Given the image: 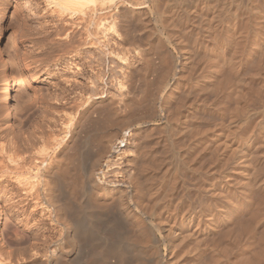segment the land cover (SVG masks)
Segmentation results:
<instances>
[{"label": "bare ground", "instance_id": "6f19581e", "mask_svg": "<svg viewBox=\"0 0 264 264\" xmlns=\"http://www.w3.org/2000/svg\"><path fill=\"white\" fill-rule=\"evenodd\" d=\"M48 1H50L54 5V7H56L59 11L61 12L64 11L63 13H65V11H74L75 13H80L83 15L85 14V12L86 13L88 12V9L92 11H96L95 7L97 0H48ZM134 4L136 6L135 5L133 6H135L136 9H142L144 7V6H140L141 3H134ZM154 4L155 5L153 7L152 12H154L155 15H160L159 5H157V3ZM241 9L242 8H240V10ZM213 13L214 14L211 15L209 18L210 22L212 20L214 21V18L217 17L216 13L215 12ZM92 14H89L88 12L87 15L90 16ZM95 14L96 13L94 12V15ZM88 16H87V20L91 18V17L88 18ZM79 17L80 20H83L85 19L86 16L83 18H81V16ZM205 19L208 20L207 17ZM263 19H264V11L262 12V10L259 8V5L252 0L251 5L250 6L248 5L245 11V18H244L245 22L242 25H240L241 23L239 24V22H237L238 23L237 25L233 24L234 27H231L232 25L230 24L231 26L230 25L229 26L231 28L230 27H229L230 29L227 28L224 32L221 33V35L217 39H215L216 40L215 43L211 44V46H208L210 48L206 51L207 54L205 53L206 54V56L204 55L205 58L203 57V59L201 60L197 59L199 62H195V64L194 61H192L193 57L190 60L193 63L189 62L190 59V57L188 56L189 54L187 53V51H185V49L183 50L182 47H180L181 49L178 51L181 53L180 54L181 56H177L175 58V60H178L180 58V61L178 60L179 63L178 61L176 62L169 61L170 58L168 57V55H170L171 53L167 54V52L166 51L164 52L163 49L160 51L157 50L158 53L155 52L158 58L160 59L162 65V66L160 65L161 66L160 68L164 67L166 70L165 71L166 73H164L163 69H162L163 72L162 71L161 72L163 73V75H167V77L162 76L161 79L160 78L158 79L159 81L156 80L158 82L155 85L157 86L155 87V90H153L154 88L149 89V85L151 86L152 83L149 84L150 80H148V82L146 81L147 82L146 85L148 87L146 86L147 89L145 88L144 90L145 92L143 93L144 95L142 96L144 97V103H145L144 105L147 104L146 108L147 106H149L150 109L149 108L148 109L150 110L149 114H151V117L153 115L156 118V121H160V123H158L159 126L161 125H165V127H168V125L174 126L176 125L174 123L179 122V125L181 123H183V125L188 124L189 128L187 125H184V128L179 129L180 131L178 132V130L174 129L175 127L172 128L171 126H169L170 128L169 127L167 128V130L169 131L163 136L162 139H158V138L155 139L157 141L153 139L154 144L152 141H150L152 142L153 146H151L148 142L147 144H149V147H147L146 146L147 144L145 143L146 145L144 146L143 149V147H141L143 144H141L140 147L142 149L140 150H142V153H139L140 154L139 158L136 157V154L138 152L136 153L135 150L136 147L139 148V146H137L139 144L137 141L139 140L136 141V137H135L137 135H135V133L132 131L133 129L131 130L129 129L127 131L126 128L125 129L121 128L122 127L121 125L125 126L126 123H129L128 120L130 118L127 120V115H129V113L128 114L126 113V108H128L129 105L127 106V102H125V100L124 101L122 100L123 102L121 104L124 105V108L121 109L122 107L119 106L118 108L116 106L119 104L118 101L116 102L117 99L112 95V93L104 94L105 92L104 93L102 92V95L99 97L92 98L90 103H88L89 101L87 100L88 102H86L85 105H83V108L85 109V107L87 108L89 107L90 109L96 104V107L97 106L99 108L101 107L104 110V113L106 112L108 113L109 116H113L115 118L114 119L112 117L113 121H115V122L112 121L113 126L115 124L117 126H120L121 130L120 128L116 127V131L114 134L112 135L109 134L106 136L105 134H103L105 137L99 138L96 136L97 134L94 132L97 131L96 129L100 128L101 126V124L99 125L98 124L99 122L97 121L96 122L97 125L95 126L97 128L95 129L93 126L94 131L92 129L91 131H89V132L93 131L95 134L94 133L90 134L88 132V134L86 133L87 135L84 138H82L81 142H78L81 143L80 146H82L85 149L84 150L85 153L83 154L87 153L86 165L85 163L83 164L85 166L82 165L79 158H76L79 156L74 157L73 155L70 154V151H72V149L74 148V147L72 148V145L76 141H78L76 140V136H77L76 129L78 122L75 119L76 115H73V117L70 118L68 122L69 125L67 127V130L66 132H64L65 133L64 137L59 141L57 140L58 142H56L54 146H52L53 148L50 152L51 154H48L43 158L41 157L42 153H39L40 155L39 154L38 155L40 157L37 155L38 157L36 159L29 158V160L33 161L32 163L30 161L32 165H28L31 168L30 169L28 167L30 170L26 168L27 166L26 164H28L26 162L27 161L26 157L24 158L21 157L20 159H18V157H16V154L14 155L16 151L15 149L17 148L13 145L12 141H11L12 143L11 145H13V147L11 145L7 147V144L3 145V142H0V201L3 200L4 204H9L10 206L9 210L11 211L14 210L13 213H15V211H19L18 213H20L19 216L21 217H18L17 216L18 213H16L17 221L22 223L24 228L27 227L28 229L29 228L31 229V231H29L28 234H26V232L23 231L24 232L23 234L25 235V237L23 235L24 237L23 241L26 240L30 242L28 246V250L26 249V251L23 252L21 251V253L18 255V258L15 255L13 256L12 254L13 252L11 251L9 252L6 251L7 253L6 252L4 253V251H2L0 252V264H37V263L59 264L65 255H67L70 251H74L75 249L76 251L77 249H79L78 252L82 250L83 253L84 252L89 253V258H91L92 256L90 255L91 254L90 251L92 250L93 252V249L91 248L90 250V246L95 244L93 243L89 245L91 238L96 237V242L104 240L103 234L105 235V233L106 232L108 233V231L110 230L114 232L116 234L115 235L113 233L114 236L118 238L117 240L118 247H116L115 249L116 255L114 253L115 257L113 258L115 259L116 256H118L116 260L117 261L116 264L124 263L125 261H127L126 260L127 258H130L132 260L131 261L130 259H128L130 260V262H133L132 264L134 263L135 264H176L177 260L180 259L181 256L182 258H184V260H182L180 264H264V217H263L264 213H260L259 217H257L258 212L255 213L256 211H258V209L261 206H263V208L262 207L261 208L262 210H264V201H262L264 200V196H263L264 194L261 196L260 193H257L258 191H255L258 195L260 194L259 195L260 200L257 199L258 196L254 197L255 195L253 196L252 194L253 189L255 190L259 188L260 191H262L261 187H263L264 189V180H263L264 178L259 177L260 179L263 180V182L260 180L261 181L260 184L257 183L259 182L258 181L259 178L257 177L258 167L260 168L261 167L260 165H262L261 162L264 161L262 158H259L260 156L256 152H254V150L258 149L257 151L259 153V149H260V148L254 149L256 141L260 139L259 142L261 141V144L263 143L262 142L263 140L261 139L263 137L262 134H261V138H259L260 135L257 136L254 135V133L256 132L258 133L260 131L263 132L264 125L260 124L261 127L258 128L257 126H259L258 125L259 123L258 124L256 123L257 125H255L254 121L256 120L253 119L254 126L255 128L257 127L256 129L258 130L254 131V133L251 132V134H249L245 139H244L245 136L244 137L242 136L244 140L243 142H241L242 144L239 143V145L237 144L238 142H240L239 140H237V137L239 135L234 132L238 129L240 130V126L242 125L248 126L247 122L250 119L249 117H251L249 116V111L255 108L252 106H254V103H256L257 101L256 99L260 97L258 96L259 94L256 95L257 94L256 85L261 84L259 83L261 82V79L264 80L262 76V74H264L263 73L264 70L262 68L264 67L261 66V64L264 61L263 62L262 60L259 61L258 56L256 58V51H258L257 45L260 40L261 34H264L262 33L264 30ZM204 21L206 22V20ZM83 22L85 21L83 20ZM196 23L198 24V22ZM206 23L209 22L207 21ZM164 24L163 26H165ZM199 26L197 27L199 28ZM208 27L207 29H210V26ZM202 29L203 28L201 27V30ZM204 32H203V36H204ZM218 32L219 31H217V33ZM91 34L88 33L87 37L88 36L92 37ZM153 34L149 36L150 38L147 40L148 48L146 46L147 50H145L142 54V57L147 63L146 70H148L147 73L148 75H151V72L153 71V67L157 65V64L153 65V62L151 60L153 49L157 46V44L160 45V43L163 42L161 41L160 37L158 38V36L157 37L152 36ZM213 36L214 35H212V37ZM5 43L6 42H5L4 34L0 30V45L4 46ZM208 47L206 46V48ZM154 50L156 51V48ZM8 62L10 63L9 65H11L10 66L11 70H9L10 73L6 77L9 85L7 98L8 101L10 102L9 104H11V107L9 106L7 111L10 109L12 110V108L16 107V103L19 98L18 97L19 91L16 83V74L15 71L13 70L11 57H8ZM38 62L41 63V61ZM262 65L264 66V63ZM25 66L27 67L26 63ZM178 68H179L180 76L177 75L179 77L176 79L177 80L180 79L182 75H183L182 77L189 76L187 78L189 79L190 84L189 83L188 84L190 85V88L189 87L188 88L191 89V91L193 89L192 94L194 96L192 95L193 98L190 97L189 98L190 101L189 102L186 101L187 103L184 101L186 99L185 98L183 102L176 101L177 102L175 103L176 105H174L173 103L174 106H170L168 105L167 101L169 99V96H171L172 91L179 90L178 86H181L182 82L186 81V78L183 79L181 77L182 78L180 79L182 80L181 82H176L174 86L170 85L171 83L170 81L171 79H174L173 76L177 74ZM181 73L183 74L181 75ZM169 76L172 77L168 78ZM169 85L171 86L170 92H168L169 91L168 89L170 88ZM182 86L185 87L187 86V84L184 83ZM120 87L122 86H119L117 88ZM188 90H187L188 92L187 96H189ZM262 98L264 99V97ZM171 99L172 98H170L169 100ZM181 99L180 101H182ZM257 102L259 104V101ZM261 103L264 102H262L261 100ZM132 104L135 103H131V105ZM213 108H215V110H218L217 116H219L218 119L220 122L219 126L226 125L224 123H227L230 126H232V130L234 131L232 130H229L230 132L227 131L228 133L232 132V138L229 137L230 134H227L228 137H225L224 135L225 139L224 138L222 139V137L219 138L224 133L223 134L219 133L220 129L219 132L218 130L215 129L216 127H214L215 126L214 121H212L213 122L212 125H214L212 129L208 127V125H210L211 122L210 123L208 122V125L204 127L200 126L199 124L195 125L196 123H198L196 122V120L199 121L197 119L199 113L206 112V110H213ZM256 109H258L257 106ZM129 110L127 112L131 111ZM258 114L260 115L261 113ZM78 116L80 117L79 114ZM81 116H83V114ZM109 118L112 120L111 117ZM152 119L154 120V118ZM208 119L211 118L209 117ZM258 120L259 119H257V121ZM100 122L102 121L100 120ZM215 122L217 121L215 120ZM31 124L32 123H30V125ZM105 125L107 124L105 123ZM179 125L177 127H179ZM219 126L217 124V127ZM252 126L251 128L254 129V127ZM243 128L244 127H242V130H247V128L249 130V127H247L246 129ZM213 129H215L217 132H215V130ZM125 130L126 132L124 133V136L127 133L129 139L127 140V137L126 140L118 139L116 136L117 133L118 132L120 133L121 131H125ZM238 132L239 134L241 133L240 131ZM100 134L98 133V135ZM144 136H146V134ZM150 136L153 137V135ZM96 137L99 138V140ZM138 138L140 137L138 136ZM226 138L229 139L226 140ZM96 139L98 143H96ZM235 139L237 140L236 146L234 144V142L236 141ZM259 142H257L256 144L257 146ZM261 144L259 145L261 146ZM13 149L15 150L14 152ZM262 149H264V147ZM75 150H76V143H75ZM104 153L105 155L106 153H108L109 156H113V157L111 160H109V157L107 156L108 154L106 155L108 157V163L106 164L108 170H106V173H103L104 175L102 179H98V178L96 179V177L94 176L93 168H95L94 166L96 165L99 156L101 154L103 155ZM137 158L139 160H137ZM258 158L262 159L259 166H258L259 164ZM166 162L169 163L167 164V166L168 165L169 166L166 168L164 174L159 176L157 175L156 176L153 175L150 177L147 176L146 178H144L145 180L142 178L144 180L145 186L148 188L147 189L148 192L150 193L147 199L149 198V202L153 205V207H151L152 205L148 206L153 208V210H151V208L143 209L144 206L140 205L141 203H139L140 201L138 199L139 197H137V199L139 200L137 201V199L136 200L134 199L133 194H136V192H143L146 190V188L141 186L143 183L140 182V180H138L139 177L137 179L136 177L137 175L135 173H137L136 171H138L142 175L143 174L147 175L150 172L153 173L157 169L159 171L162 165H164ZM122 164H125L124 169L122 167H121L122 169L120 168ZM181 165L182 167L185 168L187 173L191 174L189 175L190 178H186L185 177L186 175L184 173L183 174L185 176H182L181 173L179 174L177 173L179 166ZM259 170H261L260 173L264 171L261 168ZM230 174L232 175L234 174L235 176H232ZM207 175L211 176V180H206ZM261 175L259 174V176ZM12 185H14V187L11 189ZM15 186L16 189H14ZM230 186L231 187L236 186L239 190L235 187V189L237 190L232 191L234 188L230 190L231 188ZM140 187H143L145 190L141 188L143 191H139ZM165 188H168L167 191L168 193L165 195V193L163 192L165 196L163 195L158 196L159 193ZM176 191H178V194ZM235 191L238 192L236 193ZM250 195H252L253 198L256 199L251 200L252 196ZM261 197L263 198L261 199ZM250 201L251 202L257 201L254 204L258 205L259 202L261 206L254 205L255 207H252L253 205H251L252 203H250ZM261 201L263 202V205ZM248 206L252 207L251 209L258 207V209L257 208L255 209L256 210L255 212H253L254 210L252 211L250 209L252 212L250 211L249 213L250 214L252 213L251 215L254 216H251L247 212L249 211L247 210ZM246 212L251 217H254L252 218V220H250V222L252 221L251 223L250 222L248 223L249 221L248 218H247V222L245 221L246 220L245 216L247 215ZM259 212H264V211H261L260 209ZM37 215H39L40 217L39 219H36ZM260 215H263L262 216L263 218L260 217ZM251 217H249V219H251ZM255 217L257 218L258 223L261 222V224L253 223L254 221L257 222V220H254ZM44 218L46 219L48 218L49 221L52 223V225H54L56 228L58 227L60 231L59 232L60 236H58L59 239H57L58 240L57 243H55L53 246L50 247L48 246V238L45 237V235L42 232L46 230L45 228L43 230V226H42V222H43L42 220ZM152 221H155V223H153ZM95 222L96 223L99 222L101 224L100 227L102 229L101 231L97 230L98 226L97 224L96 225L94 224ZM244 222L248 223L247 228ZM229 224L231 226H228ZM241 224L243 225L245 224L244 227ZM249 224H253L252 227L254 226V228H251V225L249 226ZM93 225L97 226L96 230H94ZM124 226H129L130 228L127 227V229L129 230H127V232L126 230L123 229H122L123 232L119 231V228L121 229ZM232 226L235 227L236 229L237 227L240 228V226H242L240 228L242 229V231L238 228L239 229L238 231H240L241 233L237 231V233H239L238 236L234 235L233 238L230 237L231 235L229 236L230 233L232 234L231 231L229 232V227L231 228ZM257 227H259L258 228L259 230H256ZM155 229L164 232L165 234L163 235L165 236L162 237L161 239L156 237L154 235ZM233 229L234 228H232L231 230ZM18 231H20V229L18 230L17 226H15L12 231V237H9V239H11L12 241L13 239L17 240L18 239L17 236L18 237L20 236V234H18ZM109 233L111 234V232ZM237 233L235 232V234ZM9 239L7 238L8 241L6 245L11 244L12 241H10ZM100 243L101 242L96 244H100ZM111 243H109V245ZM253 245L256 246L255 247L256 249L254 248L251 249L252 248L251 246ZM100 246L101 244L99 245V247ZM108 247L106 245L105 249L103 248L104 249L103 253L102 252L99 253L100 250L97 249L98 251L97 253H99L100 256L104 257L103 254L105 255L109 253ZM7 248H9V246ZM96 248H98L97 245ZM110 249L112 248L110 247ZM148 250L151 251L150 254L147 253ZM178 250H180L181 256L179 254L178 256L176 255V253H178L177 252ZM120 251H125L129 257H126L125 254L124 253L122 254V252L120 253ZM104 259L105 257L103 258V260ZM261 260L263 261V263ZM127 264H131V263L127 262Z\"/></svg>", "mask_w": 264, "mask_h": 264}, {"label": "rangeland", "instance_id": "374dc122", "mask_svg": "<svg viewBox=\"0 0 264 264\" xmlns=\"http://www.w3.org/2000/svg\"><path fill=\"white\" fill-rule=\"evenodd\" d=\"M219 1L222 3H220ZM253 1L259 5V8L263 12L264 11L263 10L264 9L263 8L264 7V0H256V1L253 0ZM48 2L50 3V5ZM134 3H141L140 6H144L143 7L144 9L143 8L142 9H136L135 8L136 5ZM154 3H157V5H159L160 15H155L154 12H152L153 7L155 5ZM216 3H217V5H216ZM251 3H252V0H248V1L247 0H207V2H206V0H197V1L196 0H191V1L190 0H97L96 1V7H95L96 11H92V10L88 9L89 14H92V12H93V14H92L93 17H92V15H90V16L87 15L88 12L87 13L85 12V14L82 15L80 13H75L74 11H65V13H66L65 14V13H63L64 11L63 12L59 11L48 0H0V27H1L0 30L3 32L4 37H5V42H6L4 46L0 45V111H1L0 112L1 113V115H0V137H1L0 142H3V145L7 144V147H8L9 145L12 144L11 143V141H12L13 145L17 148V149H15L16 151L13 149V152L15 151L14 155L16 154V157H18V159H20L21 157L22 158L26 157V159H27L26 162L28 163V164H26L27 165L26 168H28L29 167L28 165H32L31 163L33 162V161L29 160V158L30 159H36L40 155L39 153H42L41 157H43V158L45 156H47L48 154H51L50 152L53 148L52 146H54V144L56 142H58L59 140H61L64 137V135H65L64 132H66V130H67V127L69 125L68 122H69L70 118L73 117V115H76L75 119H76V121L79 122V123L77 122V129H76L77 130L76 140H78V141L75 142L76 143V150H75V143H74L72 145V148L74 147L72 149V151H74V152L70 151V154L73 155L74 157L79 156L76 158L80 159L82 165L84 163L86 165L87 153L83 154V153H85V151H84L85 149L82 146H80L81 143H78V142H81L82 138H84L88 134V132L91 131V129L93 130V126L95 129L97 128V127H95L97 125L96 122L98 121L99 122L98 124L99 125L101 124V126H100V128L96 129L97 131H94V130L93 131L97 134L96 136L99 138L105 137L106 135H109V134L112 135L115 133L116 127L120 128V126H117L115 123L114 124L116 126L114 125L115 126L114 127L113 126V122H115V121H113L114 117L109 116L108 113H106V112L104 113V110L101 107H100L101 109L98 106L96 107V104L93 107H91L90 109H89V107L88 108L85 107L86 110L83 108V105H85L86 102L89 101L88 103H90L92 98L99 97L102 95V92L103 93L105 92L104 94H111L112 93V95L117 99L116 102L117 101L119 102V104L117 103L118 105H116L117 107L119 106V107H122L121 109H123L124 105L121 103L124 100H125V102H127V106L129 105L128 108L131 111L128 108H126V113L127 114L129 113V115L126 114L127 120L130 118L128 120L129 123L125 122L127 126L121 125L122 126L121 128L122 129L126 128L127 131L129 129L130 130L133 129L132 131L135 133V135H137V136H135V135L134 136L136 137V141L139 140L137 142L140 145L138 144L137 146H139V148L136 147L137 149L135 148V150H136V153L138 152L136 154V157L139 158L140 157L139 153H142V150H140V149H142L141 147H143V149H144V146L148 142L151 146H153V144H154L153 139L154 140L157 138L162 139L163 136L169 131V130H167V128L169 126H171L172 128L175 127L174 129L178 130V132L180 131L179 129L184 128V125L188 126V124L183 125V123H181L182 125L180 124L181 125V127H180L179 122L174 123V124H176L174 126L173 125H168V127H165V125L159 126L158 123H160V121H156V118L153 115L151 117V114H149V111H150L149 106H147V108H146L147 104L144 105L145 104L144 103V97H142V96L144 95L143 93L145 92L144 91L145 88L147 89V87H148L146 85L148 80H150L149 84L152 83L151 86L149 85V89L154 88L153 90H155V87H157L155 85L159 81L158 79L159 78L161 79L162 76L167 77V75H163V73H162L163 70H164V73H166L165 68L164 67L160 68L162 65H161L160 59L156 55V53H158L157 50L160 51L163 49V51L164 52L166 51L167 54L171 53L170 55H168V57L170 58L169 61L176 62L178 60L180 61V58L178 60H175V58L177 56H181L180 55L181 53L178 51L181 49L180 47H182V49L183 50L185 49V51H187V53L189 54L188 55L190 57L189 62L194 61V64H195V62H199L198 60L203 59V57L205 58V56L207 54L206 51L210 48L208 46H211V44L215 43V41H216L215 39H217L221 35L222 32H224L231 25H232L231 27H234L235 24L236 25L238 24L237 22H239V24L241 23L240 25H242L245 22V20H244L245 11L247 9V6L248 5L250 6ZM212 4H214V5H212ZM133 5H135V6H133ZM243 5H245V6H243ZM207 6H209V7H207ZM260 6H262V7H260ZM206 7L208 10L206 9ZM243 7L245 10L243 9ZM240 8H242V9L240 10ZM52 9H54V10H52ZM55 10H57V11H55ZM233 11H234V13H233ZM58 12H60V13H58ZM67 12H68V14H67ZM94 12L96 13L95 15H94ZM213 12H215L217 15V17L214 18V21L211 19L214 23L212 21L211 22L209 21L210 16L214 14ZM61 13H62V15H61ZM228 13L230 14V16ZM76 14L78 17L76 16ZM79 16H81V18L86 16L85 19H83L85 22H83V20H80ZM87 16H88V18L91 17L92 20L90 18V19H88L89 20L88 21ZM94 16H95V18H94ZM182 17H184V18H182ZM206 17L208 18V20L205 19ZM223 17L225 19H227L228 21L225 20ZM233 17H235V18H233ZM216 18H219V19H216ZM95 19H96V21H95ZM238 19H239V21H238ZM185 20H186V22H185ZM204 20H206V22L208 21L209 23H206ZM92 21H93V23H92ZM173 21H175V22H173ZM225 21H226V23H225ZM240 21H242V22H240ZM196 22H198L199 25L202 24V25H200L203 28L202 30H201V27ZM227 22H228V24H227ZM153 23H155V24H153ZM159 23H161V24H159ZM84 24H86L88 26L91 24L90 25L91 27L90 26L88 27ZM163 24L165 26H163ZM84 26H86V27H84ZM188 26H189V28H188ZM197 26H199V28ZM208 26H210V29H207ZM213 27H216V28H213ZM263 28H264V25H263ZM53 31H54V33H53ZM87 31L90 34L92 32L91 35L93 38L89 37V36L87 37V34H88ZM217 31H219L218 32L219 34L217 33ZM93 32H95V33H93ZM182 32H183V34H182ZM203 32H204V36H203ZM197 33H198V36H197ZM262 33H264V30ZM151 34H153L152 36H156V37L158 36V38L160 37L161 41H163V42H161L160 45H158V44H157V46L155 45L156 51L154 50L155 48L153 49L151 60L153 62V65H156V64L157 65L155 67H153V71L151 72V75H148L147 74L148 70H146L147 69V63L144 60V58L142 57V54L148 48V41L147 40L150 38L149 36H151ZM45 35H46V37H45ZM182 35H183V37H182ZM212 35H214V36L212 37ZM215 35H216V37H215ZM146 37H148V38H146ZM206 38H207V40H206ZM210 39L212 42L210 41ZM67 42H69V43H67ZM94 43H95V45H94ZM190 44L191 45L193 44V45L191 46ZM263 45H264V34H261L260 40H259L258 45H257V47L258 48L260 47V48L259 49L257 48V50L259 52L256 51V58L258 56L259 57L258 60L259 61L262 60V62L264 61L263 60L264 59V46ZM146 46H147V48H146ZM203 46L205 48L207 46L208 48L205 49ZM204 50H205V52H204ZM23 54H26V55H23ZM37 54H39V55H37ZM200 54H201V56L202 55L203 56L201 57ZM172 56H174V57H172ZM8 57H11V59H12L13 70L15 71V74H16V83H17V88L19 91L18 92L19 98H18V101L16 103V107L12 108V110L10 109L7 111L8 107L9 106L11 107V104H9L10 102L8 101V98H7L9 85H8V80L6 79V77L10 73L9 70H11V68H10L11 65H9L10 63L8 62ZM36 57H37V59H36ZM191 58H192V61H190ZM25 59H27V60H25ZM23 60H25L26 62ZM29 61H30V63H29ZM38 61H41V63ZM179 61H178V63H179ZM25 63L27 65V67L29 66L28 68L25 66ZM28 63L30 65L31 64L32 65L30 66ZM262 64H261V66L264 67ZM75 67H77V68H75ZM262 69L264 70V68H262ZM182 74L183 73H181V75ZM177 75L180 76L179 68L177 70V74L173 76L174 79H171V81H170L171 86H174L176 84V82H181L182 80H180V79H182V78L183 79L186 78V81H188V82H186V81L182 82V85L185 83V84H187V86L184 87L181 85V86H178L179 88L177 87L179 90H175V91L173 90L172 91L171 96H173V97L169 96V99L170 98H172V99L169 100L167 98L168 99L167 103L170 106L176 105L175 103H177V102H183V100L185 98L186 99L184 101L189 102L190 101L189 98L190 97L193 98V96H194L192 94L193 89H192V91H191V89H189L190 83H189V79L187 78L189 76L182 77L183 76L182 75L181 76L182 78L180 77V79H178L179 80L178 81L176 78H178L179 76H177ZM262 76L264 78V74H262ZM170 77H172V76H169L168 78H170ZM156 80H158V81H156ZM259 83L262 84V85L261 84L256 85V87H257V90H256L257 94L256 95L259 94L258 96H260L256 100L259 101V104L256 101V103H254V106H252V107H255L254 109H256V106H257L258 109L254 110V109L250 108L251 109L250 111H252V112L249 111V116H251L249 118L251 120L250 119L248 120V122H247L248 126H244V125L240 126V130L235 129L237 132L232 130V126H230L227 123H224L226 125H222L223 127L219 126V123H220L218 120L219 116H217L218 110H215V108H213V110H206V112L199 113L198 114L199 116H197V119L199 121L196 120V122H198V123H196L195 125L199 124L200 126L204 127V126L208 125V122L209 123L211 122L210 123L211 127H210V125H208V127L210 129H212V127L215 125L214 127H216L215 129L218 130V132L220 129L219 133H222V134L224 133L223 135L221 134L222 136H220L219 138L222 137V139L223 138L225 139V137H228L227 134H230L231 136L229 135V137L232 138V132L228 133V132H230L229 130H232L235 133H237L240 137L245 136L244 137V139H245L249 134H251V132L254 133V131H257L258 129H256V128L261 127L260 124L264 125V122H263L264 121L263 120L264 119V110H263L264 103H261V100H262V102H264L263 101L264 99L262 98V97H264V92H263L264 91V80L261 79V82H259ZM191 84H192V82H191ZM260 85H261V87H260ZM119 86H122V87L117 88ZM171 86L168 89L169 90L168 92L171 91ZM121 88H122V91H121ZM184 88H186V89H184ZM259 89H261L263 91H261ZM187 90L189 91V96H187L188 95ZM5 91H6V93H5ZM258 91H259V93H258ZM179 92H182L183 94L184 93L185 94L183 95L182 93H179ZM260 92H261V94H260ZM98 94H100V95H98ZM184 96H187V97H184ZM175 98H177V99H175ZM259 98L260 99L262 98V99L260 100ZM173 99H175V100H173ZM180 99L182 101H180ZM133 100H135V101H133ZM128 101H129V103H128ZM136 101H138V102H136ZM131 103H135V104L131 105ZM173 103H174V105H173ZM4 107H6V108H4ZM75 108H76V110H75ZM88 109H89V111H88ZM127 109L130 112H127L128 111ZM21 111H22V113H21ZM208 111L209 112L211 111L210 114ZM213 111H214V113H213ZM254 111H256V112H254ZM258 111H261V112H258ZM7 112H8V114H7ZM257 112L261 113V114L259 115ZM81 113L83 114V116H81L82 115ZM84 113H86V114H84ZM78 114L80 115V117L78 116ZM253 114H254V116H253ZM108 116L111 118L113 117L112 120ZM128 116H130V117H128ZM205 116H206V118H205ZM252 116H253V118H252ZM209 117L211 119H208ZM260 117H261V120H260ZM152 118H154V120ZM203 118H205L207 120H205ZM253 119H255L256 121H257V119H259L257 122L254 121L255 125H257L259 123L258 124L259 126H257L256 128L254 126ZM100 120L102 122H100ZM105 120H106V122H105ZM215 120L217 122H215ZM204 121H205V123H204ZM212 121H214V123H215L214 125H212L213 124ZM200 122L203 124H201ZM30 123H32V124L30 125ZM66 123H68V124H66ZM105 123L107 125H105ZM250 123H252V124H250ZM177 124L179 125V127H177L178 126ZM217 124L219 127H217ZM250 125L251 126L253 125L252 127H254L255 130L253 128H251ZM193 127H194V125H193ZM242 127H244L243 129H246L247 127H249V130L251 128L252 131L251 130L249 131L248 128H247V130H242ZM121 128H120V130H121ZM159 128H161L162 131ZM188 128H189V126H188ZM234 128H236V127H234ZM215 129H213V130H215ZM222 129H223V131H222ZM126 130L121 131L120 133L118 132L116 135L117 138L120 140H123V139L126 140V137H127V140H128L129 137L127 136V133L124 136V133L126 132ZM216 130H215V132H217ZM241 130H242V132H241ZM93 131L89 132V133L93 134L94 133ZM225 131H226V134H225ZM238 131L241 132L240 134H242V133L243 134L240 135ZM97 132L99 134L100 133L101 134L98 135ZM109 132H111V133H109ZM261 132L262 131L258 132L260 134H258L256 132V133H254V135H257V136L260 135L259 138H261V134H262L263 137L261 139L263 140L262 142L264 143V139H263L264 138V133H263L264 130L262 133ZM152 133H154V134H152ZM103 134H105V136ZM145 134H146V136H144ZM150 135H153V137H151ZM224 135H225V137H224ZM138 136L140 138H138ZM239 136L237 137V140H239L240 142L237 143V140L235 139L236 140L234 142L235 146L237 144L239 145V143L242 144L241 142H243V140H244L243 137L240 138ZM99 138H97V139L99 140ZM97 139H96V143H98ZM228 139L226 138V140H228ZM241 139H242V141H241ZM259 140L256 141L254 149L260 148L259 153H261V154L258 153V151H257L258 149L254 150V152H256L260 156V157L259 156L258 157L262 158L264 161V157H263L264 149H262L264 147V144L263 143L261 144V141L259 142ZM150 141H152L153 144ZM155 141H157V140H155ZM257 142H259V144H261L262 148L259 144H258V146H260V147H258L256 145ZM141 144H143V145L141 146ZM149 144H147L146 146L149 147ZM13 145H11V146L13 147ZM260 151H262V152H260ZM74 153H75V155H74ZM43 154H44V156H43ZM107 154L108 153H106V155ZM106 155H105V153L103 155L101 154L99 156V159H98L96 165L94 166L95 168H93L94 176L96 177V179L97 178L102 179V177L104 175L103 173H106V170H108L107 166H106V164L108 163V157H109V160H111L113 156H109V154H108L107 155L108 157H107ZM114 157H115V155H114ZM138 158H137V160H139ZM259 158H258V161H259L258 166L260 165V162L262 161V159H259ZM30 161H31V163H30ZM261 163H262V165H260L261 166L260 168L262 170H264V165H263L264 162H261ZM167 164H169V163L166 162L164 165H162L163 169L161 167V169L159 170L160 172L157 169L153 173L150 172L147 175L146 174L142 175L141 173L136 171L137 173H135V174L137 175L136 176L137 179L139 177L138 180H140V182L143 183L141 186L145 187L146 190L143 187H140V189L142 188L145 191H143L142 189L141 190L139 189V191H143V192H136V194L139 196H137L136 194H133V197L135 200L137 199V197H139L138 199L140 201L138 199H137V201H139V203H141L140 204L141 206H144L143 209L153 207V205L149 202V198L147 199V197H149L148 195H150V193L147 190L148 188L145 186V183H144L145 179L144 178H146L147 176L148 177L153 176V175L159 176V175L164 174L166 168L169 166V165L167 166ZM85 165H83V166H85ZM121 167L124 169L125 164H122L120 166V168ZM260 168L258 167V171H259V174L260 175L262 174V175L259 176L258 171H257V175H258L257 177L258 178L259 177L264 178V176H263L264 171H262V173H260V171H261V170H259ZM156 171H158V172H156ZM177 173L178 174L181 173L182 176L186 175L185 176L186 178H190L189 175H191V174L187 173V171L185 170L184 167H182V165L179 166ZM230 175H232V174H230ZM232 176H235V175L233 174ZM260 178L258 180L259 182H257L259 184L261 181L263 182V180H264V179L262 180ZM206 180H211V176L207 175ZM13 187H14V185H12L11 189ZM235 187L236 186L231 187L230 190H232L233 188L234 189L232 191L237 190L238 188L236 187L237 189H235ZM9 188H10V186H9ZM14 189H16V186ZM261 190L262 191H260L259 188L255 189V190L253 189V191H252L253 196L254 195H255L254 197L258 196L257 199H259V197H260L259 195L261 194V196H262L264 194L263 187H261ZM167 191H168V188L163 189L159 193L158 196H161V195L165 196L168 193ZM255 191H258L257 193H260V194L258 195ZM163 192L165 193V195ZM176 192L178 194V191H176ZM235 192L237 193L238 191H235ZM261 192H263V193H261ZM254 193H256V194H254ZM250 196H252V195H250ZM253 196H252L251 200L256 199V198L254 199ZM140 197H141V199H140ZM262 198L263 197H261V199ZM262 201H264V200H262ZM262 201H261V203L263 205ZM256 202L250 201V203H252L251 205H253L252 207H255L258 205L261 206V204H259V202H258V205H255L254 203H256ZM142 203L143 204L148 203L149 205L148 204L143 205ZM150 205H152V206L148 207ZM9 207H10L9 204H4L3 200L0 201V250H1L0 252L4 251V253H5L6 251L7 252L11 251V252H13L12 253L13 256L15 255L18 258V255L21 253V251L23 252V251H26V249L28 250V246H29L30 242H28L26 240L23 241L24 237H25V235L23 233L26 232V234H28L29 231H31V229L30 228L28 229L27 227L24 228L22 223L17 221L16 213H18L19 211H15V213H13L14 210L13 211L9 210ZM252 207L248 206V209H247V210H249V211H247L248 213L251 210L252 211L254 210L253 212H255L256 208L258 209V207L251 209ZM261 207L263 208V206H261ZM261 207L258 209V211L255 212V213L258 212L257 217H259L260 213H264V212H259L260 209H261V211H264V210H262ZM8 210H9V212H8ZM151 210H153V208H151ZM248 213L246 216L244 215L246 218L245 217H243V218L246 219L245 220L246 222H247V218H248V220H249L248 223H249L250 220H252V218H254L251 216H254V215H251L252 213L251 214L249 213L251 215L250 216ZM19 215H20V213H18L17 216L21 217ZM262 216L263 215H260V217H262ZM249 217H251V219H249ZM39 218H40L39 215H37L36 219H39ZM254 220H257V218L255 217ZM42 221H43L42 222L43 230H44V228L46 229L42 232L45 235V237L48 238V246L49 247L53 246L55 243H57V241H58L57 239H59V237H58V236H60L59 228L57 227L58 228L57 229L54 225H52V223L49 221L48 218L47 219L44 218ZM152 222L155 223V221H152ZM246 222H244V223L246 224V228H247L248 223H246ZM253 223L257 224L258 220H257V222L254 221ZM94 224L95 225L97 224V226H98V228H97V226L93 225L94 230H96V228L98 231L102 230L100 228L101 224L99 222L98 223L95 222ZM258 224H261V222H259ZM13 225L17 226L18 230L20 229V231H18V234H20V236L19 237L17 236L18 241L16 239L15 240L13 239V241H16V242H13L11 239H9V237H12V231H13V228L15 227ZM30 225H31V223H30ZM241 225L244 227L243 224H241ZM250 225H251V228H254V226L252 227L253 224H249V226ZM228 226H231V225L229 224ZM228 226H227V228H228ZM242 226H240V228ZM127 227H129V226H124L121 229L119 227L118 228H119V231L123 232V230H126V232H127V230H129V229H127ZM255 227H256V225H255ZM99 228H100V230H99ZM232 228H234L236 231L234 229L231 230ZM238 228L239 227H237V229H236L233 226L231 228L229 227V232L230 231L232 232V234L231 233L229 234V236L231 235L230 236L231 238H233L234 235L238 236L239 233H237V231L240 229V228L239 229ZM258 228L259 227H257L256 230H259ZM240 230L242 231V229H240ZM45 232H46V234H45ZM109 232H111V234ZM235 232L237 234H235ZM238 232H240V231H238ZM113 233L114 232H112L111 230L108 231V233L106 232L105 233L106 238H105V235L103 234L104 240L97 241V242H96V237L91 238L89 245L95 243V244L90 246V250H91V248L93 249V252H92V250L90 251V253H91L90 255L92 256V257L91 256L90 257L92 259L89 258V253H85V252L83 253L82 250H80L78 252L79 249H77V251L75 249L74 251H70L67 255H65L59 264H81V263L82 264L83 263L84 264H87V263L88 264L89 263L90 264H111V263L116 264V262H117L116 260H117L118 256H116L115 259H113V258L115 257L114 253L116 255L115 249H116V247H118L117 246L118 245L117 244L118 238L116 236H114L115 233L114 234ZM163 234H165V233L162 231H159L157 229L154 230V235L160 239L165 236ZM23 235H24V237H23ZM48 236H50V237H48ZM129 236H130V234H129ZM7 238L10 241H12L10 245L7 244L9 246V248H7L8 246L6 245V243L8 241ZM228 239H230V238H228ZM112 241L115 243H113ZM99 242H101L100 243L102 246V247L100 246L101 249L99 247L100 244H96ZM103 242H104V244H103ZM107 242H108V244H107ZM109 243H111V244L109 245ZM96 245L98 248H96ZM106 245H107V247L109 246L108 247L109 253L105 254L106 256L103 254V256L106 259V260L105 259L103 260L104 257L100 256L99 253L100 252L103 253ZM253 246H251L252 248L251 247L250 248L256 249L255 248L256 246L255 245H253ZM110 247L112 249H110ZM97 249L100 250L99 253H97L98 252ZM112 250H113V252H112ZM148 251H147V253L150 254L151 251L150 250H148ZM249 251H251V250H249ZM121 252H122V254L124 253L126 257H129L125 251H120V253ZM177 252H178V253H176L177 256H178V254L179 255L181 254L180 250H178ZM41 253H43V252H41ZM110 254H111V256H110ZM98 255H99V257H98ZM98 258H100V259H98ZM101 258H102V260H101ZM88 259L89 260L91 259V260L89 261ZM128 259H130V258H127L126 259L127 261H125L122 264H125V263L127 264V262H129L131 264L133 263V262H130L131 259L130 260H128ZM182 260H184V258H182V256H181V258L177 260L176 264H180ZM107 261H109V262H107ZM186 261H188V260H186ZM251 261H253V260H251ZM262 263H263V261H262ZM37 264H39V263H37ZM40 264H43V263H40Z\"/></svg>", "mask_w": 264, "mask_h": 264}]
</instances>
